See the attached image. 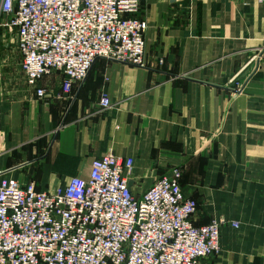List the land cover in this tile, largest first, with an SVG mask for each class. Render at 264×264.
I'll list each match as a JSON object with an SVG mask.
<instances>
[{"label":"crops","instance_id":"0c3cea01","mask_svg":"<svg viewBox=\"0 0 264 264\" xmlns=\"http://www.w3.org/2000/svg\"><path fill=\"white\" fill-rule=\"evenodd\" d=\"M137 16L148 66L98 59L70 94L55 71L39 99L20 54L0 58V180L52 190L114 154L134 159L141 197L178 168L194 224L224 221L221 251L204 263L264 264V2L143 0Z\"/></svg>","mask_w":264,"mask_h":264},{"label":"built area","instance_id":"2783aa9c","mask_svg":"<svg viewBox=\"0 0 264 264\" xmlns=\"http://www.w3.org/2000/svg\"><path fill=\"white\" fill-rule=\"evenodd\" d=\"M142 1L0 0V26L15 32L26 83L43 99L38 83L55 71L70 94L98 59L146 68ZM100 106L111 107L107 94ZM134 163L108 154L93 160L88 179L52 190L2 178L0 264H205L217 256L224 221L194 224L198 203L184 196L181 170L138 197L128 179Z\"/></svg>","mask_w":264,"mask_h":264},{"label":"rangeland","instance_id":"374dc122","mask_svg":"<svg viewBox=\"0 0 264 264\" xmlns=\"http://www.w3.org/2000/svg\"><path fill=\"white\" fill-rule=\"evenodd\" d=\"M1 21L2 16L0 15V25ZM0 58L3 64L7 65H11L15 60L19 59L15 32H11L2 26H0Z\"/></svg>","mask_w":264,"mask_h":264}]
</instances>
